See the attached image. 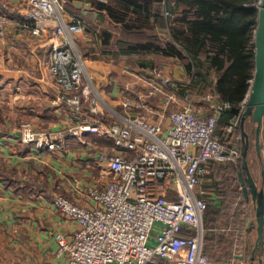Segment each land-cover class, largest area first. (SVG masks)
Returning <instances> with one entry per match:
<instances>
[{
	"label": "built area",
	"instance_id": "obj_1",
	"mask_svg": "<svg viewBox=\"0 0 264 264\" xmlns=\"http://www.w3.org/2000/svg\"><path fill=\"white\" fill-rule=\"evenodd\" d=\"M10 1L26 4L27 16L34 22L32 35L64 39L54 47L50 68L63 87L57 100L66 103L81 122L76 133H94L112 141L98 157L110 180L101 188L87 189L89 204L60 193L53 196V205L76 228L70 235L56 234L54 255L60 260L48 264H222L204 251L207 201L202 188L211 182L207 174L213 162L234 163L241 157L236 129L249 91L237 119L221 135L217 122L231 103L208 94V110L201 113L161 71L148 82L151 94L162 96L160 108L152 110L145 99L127 97L122 107L128 113L119 114L91 81H83L85 67L80 56L75 60L72 37L83 33L85 24L78 17L66 18L64 0ZM6 20L0 10V33ZM84 103L90 115L85 114ZM101 104L113 113L112 118L100 117ZM40 139L32 128L26 129V142L56 148L55 142L46 139L42 145Z\"/></svg>",
	"mask_w": 264,
	"mask_h": 264
},
{
	"label": "crops",
	"instance_id": "obj_2",
	"mask_svg": "<svg viewBox=\"0 0 264 264\" xmlns=\"http://www.w3.org/2000/svg\"><path fill=\"white\" fill-rule=\"evenodd\" d=\"M160 9L163 15L167 14L164 5H160ZM0 10L5 13L7 18L4 31L0 33V92L7 89V84H10V82L14 83V101L17 105L16 110L18 109V111H14V118L20 122L23 120L34 122L33 128L35 130L47 131L53 134H55L54 132L64 131L62 129H67V126L79 123L78 120L74 121V116L68 106L57 100V96L63 91V87L57 82L56 76L50 68V58L54 47L63 44L64 39L51 36L50 34L32 35L29 26H34V22L28 18L27 6L24 3L0 0ZM66 16V18L69 17L68 15ZM26 24L29 27L28 29L25 27ZM105 25L106 28L113 31L111 25L110 27L108 24ZM157 32L162 40L167 37L165 28L157 29ZM83 33L86 34L85 31ZM99 41L100 39L97 40V55L101 53L100 56L104 57L100 46H98L101 45ZM147 57H154L155 59L157 57L168 58L169 62L172 63L171 68L165 66L163 67V72L173 70L171 72L174 73L173 76L176 79L179 77L177 75L182 74L184 71L181 62L175 57L154 53L148 54ZM109 59L112 62L113 58ZM122 66H114L108 63L105 70L107 68V73L113 70L112 74H121L123 75L121 77L128 79V81H125L126 83L130 81L132 83L133 78L128 76L130 72L126 70L127 67ZM32 74L35 79L34 83L28 81V77H31ZM153 76L156 77L154 74ZM7 77L9 78L8 82L4 81ZM113 85L109 89H105L104 84L98 82L94 84V87L102 99L107 101V104L115 111L117 110L116 112L125 115L128 112L121 104L124 99L131 97L128 92L125 96L124 91H120L116 83ZM206 101L208 106L209 101ZM84 110L85 114L90 115L87 103H84ZM199 112L204 113L202 111ZM131 113L136 114L138 111L132 110ZM112 114L104 106H100V117L108 120L113 117ZM2 117L6 121L4 115ZM93 119H97V115ZM89 134L82 133L80 136H75L66 133V137L61 142L63 149L55 151L39 150L34 146H23L18 138L19 133H15L14 139H11L12 142L7 144L0 143V204L5 206L4 209L0 208V221H5L4 217L7 215H13L17 211L15 207L22 204L21 210L29 211L31 207L35 208L37 215H41L50 223L49 226H45L48 229L46 233L33 236L38 242L36 246L42 249V253L36 254L37 264L59 261L60 258L54 255L56 234L64 233L70 235L76 228V223L64 216L53 205V196L60 193L79 204H89L87 189L94 186L101 188L110 180L106 166L99 162L98 157L103 150L110 149L112 141L109 138L97 135V141H99L97 144H91V142L87 141ZM4 135L5 133H2L1 138ZM99 137L104 139L103 143ZM70 142L77 143V146L73 147L72 151L67 148ZM88 150H92L93 153L87 155ZM76 151L77 154L82 153L85 155L84 166L77 164L76 160H72L75 159L73 155ZM96 165L97 180L94 176ZM80 167L84 168L80 169ZM207 178L211 179L210 177ZM254 178L259 186L264 187L262 174L259 180L255 176ZM10 180L14 182L10 183ZM211 184L212 181L209 185ZM14 186H16V189ZM11 197L13 198L12 203L9 202ZM210 198L213 201L216 199L213 196ZM216 201L218 203V200ZM254 221V207H250L244 224L232 229L223 226L218 229L220 232L229 234L235 230V232L239 231V242L232 249L228 259L225 258L224 252L216 250L217 247L221 248L220 245H224L225 241L221 242V244L214 242L210 246L208 245L207 248L204 246V251L206 249L208 254L213 255L215 258L213 261L222 264H249L252 256L255 258L253 264H259V258L264 261V245L261 244L254 250L257 238L256 229L252 227ZM34 224L29 227L31 232H36ZM212 230L210 229V231ZM217 234H219V231Z\"/></svg>",
	"mask_w": 264,
	"mask_h": 264
},
{
	"label": "trees",
	"instance_id": "obj_3",
	"mask_svg": "<svg viewBox=\"0 0 264 264\" xmlns=\"http://www.w3.org/2000/svg\"><path fill=\"white\" fill-rule=\"evenodd\" d=\"M257 1L92 0L91 8L97 12V20L111 25L115 31L100 28L93 36L96 47L100 39L101 45L98 46L104 56H136L134 63L139 68H155V58L147 57L148 54L172 56L179 60L190 74L189 84L183 86L180 83L178 85L181 87H178L173 83L182 95L187 96L192 88L199 92L210 89L209 93L215 99L231 103V108L222 113L217 122V134L221 135L224 128L236 120L241 112L253 77ZM160 5L165 6L166 15L161 13ZM162 28L167 33L164 40L157 32V29ZM246 132L250 139L249 132ZM236 134L238 137L235 142L242 155L244 140L240 117ZM241 170V157L234 163L213 162L207 174L212 181L211 187L202 188L207 201L203 214L204 246L207 248L214 242L221 244L225 241L216 250L224 252L226 259L239 242V231L229 234L218 229L222 226L232 229L244 224L248 209L254 207L250 197L245 196L241 189ZM212 196L216 198L215 201L211 200ZM205 253L215 260L206 249Z\"/></svg>",
	"mask_w": 264,
	"mask_h": 264
},
{
	"label": "rangeland",
	"instance_id": "obj_4",
	"mask_svg": "<svg viewBox=\"0 0 264 264\" xmlns=\"http://www.w3.org/2000/svg\"><path fill=\"white\" fill-rule=\"evenodd\" d=\"M65 2V15H68L69 17H78L80 18L84 24H85V33H76L72 37V43L75 49V60L80 56L82 61V66L85 67V75L83 77L84 83H87L88 81H91V84L94 85L98 82L100 84H104L105 89H109L111 86H114L113 84L116 83V86L119 87L120 91H124L125 96L126 93L130 95L131 99L137 100L140 97L145 99L149 105L152 106V110H156L160 108L161 106V100L162 96L161 94H151L150 91H152L151 85L148 83L149 78L151 77L152 80H156L157 77H154L153 74L157 71L163 72V67L167 66L171 68L172 63L169 62V59L166 57H157L155 59L156 66L155 68H139L136 66L134 61L136 60V56H122V57H116L113 58L112 62L107 56H100L97 55V47L95 44V38L94 34L97 32V29L100 28H106V23L103 24L97 20V12L91 8L92 0H64ZM88 4V5H87ZM27 29L28 27L26 24L25 26ZM110 27V26H109ZM30 29V28H29ZM85 35V37H83ZM113 53L112 50L106 49ZM114 57V56H113ZM146 57V56H142ZM111 58V57H110ZM16 63V62H13ZM110 63V65L114 66H125L127 67L126 70H128L130 73H128V76H131L133 78L132 83L125 81H128V79L123 78L121 74H112L113 70L111 72H106L105 67L106 65ZM182 64V63H181ZM122 66V67H123ZM183 73L179 76L178 79H176L173 76V70H168V72H163L162 75H164L165 78H168L171 80L174 84H182L183 86L190 83V74H188L184 67H183ZM97 71V73H96ZM105 72V73H103ZM105 74V75H104ZM123 74V73H122ZM155 75V74H154ZM105 76V78H104ZM110 76V77H109ZM154 77V78H152ZM9 78H5L4 81L8 82ZM34 77L32 76L28 77V81H31L34 83ZM252 80V79H251ZM250 80V81H251ZM13 82H10V84H7V89L2 90L0 92V143L1 144H7L8 142H12L11 139H14L15 133H19L18 138L20 143L23 146H34L36 149L39 150H48V151H55L57 149H63V145L61 142L65 138V134H73L75 136H80V134H77L76 131L79 128L80 121L77 119V117L74 115L70 107L68 106L70 111L73 114L74 121L78 120L79 123H76L75 125L67 126V129H62L64 131H58L57 133L54 132L50 133L47 131H37L33 128L34 122L23 120L19 121L14 118V111L17 108V105L15 104V92L13 89ZM178 87H181L178 85ZM249 90H250V84H249ZM248 90V91H249ZM210 92V89H208L206 92H199L196 89H191L189 91V94L187 97L191 100V102L195 105V108L199 111L206 112L208 110L207 101L205 100L206 96ZM61 93H59L60 95ZM58 95V96H59ZM124 95V94H123ZM212 95V94H211ZM57 96V97H58ZM213 96V95H212ZM105 102H107L104 99ZM63 103V102H61ZM19 104V103H18ZM122 105V104H121ZM207 108L205 109V107ZM84 107V105H83ZM101 107H103V104H101ZM18 111V109L16 110ZM117 111V110H116ZM142 114H146V112H149V110H140ZM85 112V110H84ZM120 114V113H119ZM153 114V113H151ZM5 117V120H3V116ZM244 126H246L245 131L247 130L250 134V143L248 148V162L250 164L251 172L256 177V179L259 180L261 176L262 168H264V131L262 126V132H261V140H260V155H257L255 145H254V134H255V127L256 124L253 122L252 118L249 117L246 119ZM27 128H32L35 132L38 133V138H41L42 145L47 144L44 142V140H51L56 143L55 149H47L42 148L41 145L38 144V142H26L25 141V133ZM41 129V128H38ZM2 133H5L4 137L1 138ZM45 136V137H43ZM100 138V137H99ZM9 140V141H7ZM101 142L103 143L104 139L100 138ZM87 141L91 142V144H97V134L90 133L88 136ZM65 145V144H64ZM68 145V144H67ZM77 143L70 142L69 146L67 147L70 149V151L73 150V147H76ZM92 148V146H91ZM93 150V149H92ZM88 150L86 153L92 154L93 151ZM79 152V151H78ZM76 160L77 164H81V166H84L85 161V155L82 153H76L73 155ZM72 158V157H71ZM71 160V162H72ZM72 164V163H71ZM97 164V163H96ZM84 167H80L82 169ZM94 176L97 180V165L94 169ZM206 186H210L209 183ZM204 186V187H206ZM211 187V186H210ZM13 197V196H12ZM9 199V202L12 203V198ZM9 203V204H10ZM23 203V202H22ZM22 204L19 206H16L15 208L17 211L13 215H7L4 217L5 221H0V264H37L36 260V254L42 253V249L39 248L37 245L36 239L33 237L35 234H44L48 229L45 228V226H49V222L42 217L41 215H37V211H35V208H29L31 210L25 211L21 210ZM0 208L4 209L5 206L0 204ZM19 210V211H18ZM34 224L35 231H30L29 227L31 224Z\"/></svg>",
	"mask_w": 264,
	"mask_h": 264
},
{
	"label": "water",
	"instance_id": "obj_5",
	"mask_svg": "<svg viewBox=\"0 0 264 264\" xmlns=\"http://www.w3.org/2000/svg\"><path fill=\"white\" fill-rule=\"evenodd\" d=\"M254 71L250 82V90L246 100L245 108L240 118V130L244 140V150L241 155L242 170L239 172L241 189L245 196H249L255 211V221L252 227L256 229L257 238L254 250L261 244L264 245V187L259 186L255 180L250 164L248 162V148L250 139L245 131V120L252 118L256 124L254 134V145L257 155H260V140L264 121V0H259L257 25L254 30ZM264 180V168L261 171ZM253 250V252H254ZM254 256L250 258V263H254ZM259 264H264L262 258L258 259Z\"/></svg>",
	"mask_w": 264,
	"mask_h": 264
}]
</instances>
